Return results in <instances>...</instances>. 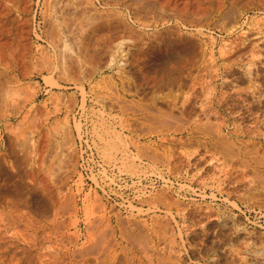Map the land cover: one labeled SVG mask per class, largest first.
I'll list each match as a JSON object with an SVG mask.
<instances>
[{
  "label": "rangeland",
  "instance_id": "obj_1",
  "mask_svg": "<svg viewBox=\"0 0 264 264\" xmlns=\"http://www.w3.org/2000/svg\"><path fill=\"white\" fill-rule=\"evenodd\" d=\"M39 257L264 264V0H0V264Z\"/></svg>",
  "mask_w": 264,
  "mask_h": 264
},
{
  "label": "bare ground",
  "instance_id": "obj_2",
  "mask_svg": "<svg viewBox=\"0 0 264 264\" xmlns=\"http://www.w3.org/2000/svg\"><path fill=\"white\" fill-rule=\"evenodd\" d=\"M23 201V200H22ZM15 202V201H14ZM18 202V201H17ZM12 204H14L13 202H11ZM16 203V202H15ZM21 204H24V205H26L27 204V202L26 201H23V202H21L19 205H21ZM7 205V204H6ZM15 205V204H14ZM13 205V206H14ZM16 205H18V203L16 204ZM27 205H30V206H32L31 204H27ZM8 206V205H7ZM30 206H28V207H30ZM34 206V205H33ZM17 209V208H16ZM22 217V216H21ZM21 219V218H20ZM17 220V219H16ZM27 224V223H26ZM38 228H40V227H38ZM38 232V231H37ZM35 233V232H34ZM98 237V236H97ZM33 238H35V236L33 237ZM33 238H31V239H33ZM38 239V238H37ZM97 239V238H96ZM102 239V238H101ZM29 240V239H28ZM34 241V240H33ZM29 242V241H28ZM34 243V242H33ZM26 247V246H25ZM29 247H31V246H29ZM90 248H91V246H90ZM26 249V248H25ZM26 252H27V250H26ZM25 252V253H26ZM22 254H23V252H22ZM42 256H44V255H42ZM40 258V257H39ZM41 259V263H42V257L40 258ZM43 264V263H42ZM46 264V263H45ZM54 264V263H53Z\"/></svg>",
  "mask_w": 264,
  "mask_h": 264
}]
</instances>
